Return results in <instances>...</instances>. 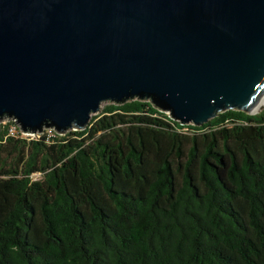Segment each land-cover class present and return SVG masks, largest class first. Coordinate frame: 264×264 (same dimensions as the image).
<instances>
[{
  "label": "trees",
  "instance_id": "obj_1",
  "mask_svg": "<svg viewBox=\"0 0 264 264\" xmlns=\"http://www.w3.org/2000/svg\"><path fill=\"white\" fill-rule=\"evenodd\" d=\"M0 264H264V109L195 127L133 99L62 135L0 124Z\"/></svg>",
  "mask_w": 264,
  "mask_h": 264
},
{
  "label": "water",
  "instance_id": "obj_2",
  "mask_svg": "<svg viewBox=\"0 0 264 264\" xmlns=\"http://www.w3.org/2000/svg\"><path fill=\"white\" fill-rule=\"evenodd\" d=\"M264 97V0H0V120L83 130L148 100L182 126Z\"/></svg>",
  "mask_w": 264,
  "mask_h": 264
},
{
  "label": "built area",
  "instance_id": "obj_3",
  "mask_svg": "<svg viewBox=\"0 0 264 264\" xmlns=\"http://www.w3.org/2000/svg\"><path fill=\"white\" fill-rule=\"evenodd\" d=\"M0 124L7 125L8 126V134L10 136L17 137V138L35 139V138H37L40 135L45 133V132L35 133V134L23 133L21 128L19 127L18 123L13 118L2 119V120H0ZM48 133H55L57 135H62V134H59L57 132H48Z\"/></svg>",
  "mask_w": 264,
  "mask_h": 264
},
{
  "label": "bare ground",
  "instance_id": "obj_4",
  "mask_svg": "<svg viewBox=\"0 0 264 264\" xmlns=\"http://www.w3.org/2000/svg\"><path fill=\"white\" fill-rule=\"evenodd\" d=\"M264 108V97L262 99V101L260 102V104L258 105V107L253 111V113H257L260 110H262Z\"/></svg>",
  "mask_w": 264,
  "mask_h": 264
},
{
  "label": "rangeland",
  "instance_id": "obj_5",
  "mask_svg": "<svg viewBox=\"0 0 264 264\" xmlns=\"http://www.w3.org/2000/svg\"><path fill=\"white\" fill-rule=\"evenodd\" d=\"M110 104H112V103H110V102H103V103H101L100 104V107H99V112H101L102 110H103V108L104 107H106V106H108V105H110ZM264 109V108H263ZM262 109V110H263ZM35 178H37V176H35Z\"/></svg>",
  "mask_w": 264,
  "mask_h": 264
}]
</instances>
